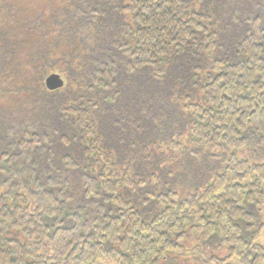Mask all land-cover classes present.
Segmentation results:
<instances>
[{"label":"trees","instance_id":"obj_1","mask_svg":"<svg viewBox=\"0 0 264 264\" xmlns=\"http://www.w3.org/2000/svg\"><path fill=\"white\" fill-rule=\"evenodd\" d=\"M169 77L184 83L152 90ZM163 125L186 144L169 140L171 187L149 193L137 174L155 177L140 160ZM126 126L143 135L117 149L109 130ZM248 147L264 156V0H0V264H179L187 240L201 264H261Z\"/></svg>","mask_w":264,"mask_h":264},{"label":"rangeland","instance_id":"obj_2","mask_svg":"<svg viewBox=\"0 0 264 264\" xmlns=\"http://www.w3.org/2000/svg\"><path fill=\"white\" fill-rule=\"evenodd\" d=\"M209 4H211V2H209ZM230 39H231V34H228L227 37H226V43H227V47L228 48L231 47V44H230L231 40ZM161 69L163 70V68H161ZM178 78L179 79H183L181 77V75H180V76H178L175 79V81H177ZM138 80L141 81V86H143V87L145 86L146 87L145 84L147 82L144 83L145 82L144 79H140L139 78ZM138 80L134 79V84H136V83L139 84ZM168 81L173 82V78L169 77ZM168 81L166 79L165 83H160V84L154 82L155 87L152 90L153 91H163L164 92V91H167V88H170V90L174 91L175 88H176L175 86L184 83L183 80H182V83L178 82L179 84L174 81L172 83V86L170 87ZM134 84H132V86ZM183 89H184V86H180V90L177 89V92H180L179 94H181L182 93L181 90H183ZM152 90H150V91L152 92ZM190 92H191V90H190ZM131 93L135 94V92L132 90L130 92H126V95H129ZM169 93H171V91ZM175 94L176 93L174 92L171 96H169L166 99V103H169L170 101H172V99H173ZM139 96L146 98V94H143V93L140 94ZM148 96L149 95H147V97ZM192 100H195V99L193 98ZM108 101H109V99H108ZM153 101L155 102V99H153ZM172 104H173L172 105L173 107L178 108V109H181L183 107V104H180V103H173L172 102ZM170 111L173 113V110H170ZM121 112L123 114L125 112V109L122 108ZM179 119L181 120V118H179ZM161 127H163V130H161V133L159 132V134L157 136H155V138L158 139L159 149L156 150V152L154 150H151V154L157 156V159L155 158V156L154 157L152 156L154 163L151 160H146V159L140 160V164H142L143 166H145L147 168H150V167L153 166L152 167V171H153V173L155 175V177H154L155 179L152 176H150V174H147V173L146 174L145 173L144 174H137L138 176H140L142 178V181H143V184L141 185V189H144L145 191H147L149 193L150 192L158 193L160 190L162 191L163 188L171 187V185L168 184V182L166 183V179H165V177L167 176L166 170H168V169H170L171 171L175 170L176 164L180 163V161L178 160V159H180V156L176 155L177 150L174 149L173 145L171 143L168 144L169 140H173L175 143L180 141L182 147H183V145L186 144L185 140L184 139H180V137H178V135L175 133V131L169 133V132H167L164 129L165 125H163ZM126 128L127 129L118 128L117 132H115V129H116L115 127L112 128L111 130H109V132L111 134H114L113 136H110V141L113 143V146H115L117 149H118V147H119V149H121V148H123L125 146L127 148V144H128L127 143V139L128 138H130V137H132L134 135H138V136H142L143 135L141 133H136L133 130L128 129L129 128L128 126H126ZM178 128L181 129V127H179V126H178ZM164 131H165V133H163ZM72 132H73L72 133V136H73L75 134V131H72ZM71 138L73 139V137H71ZM165 138L167 139V141H161V139H165ZM71 143H73V141H71ZM151 143H152V139L149 140L145 145L147 147H150ZM58 144H59V146L56 148V150H60L61 152L63 151L65 154L68 153L69 158L70 159L72 158L73 164L75 163L74 161H76V162L79 161L80 158H78V156H77L78 153L75 152L76 149H74L72 147H68V144H67V141H66L65 138L63 140H61L60 143L58 142ZM66 145H67L68 149H67V147H65ZM130 148H132V146ZM130 148H129L130 151L127 152V150H126L125 154H127V155L130 154V155L133 156V155H136L137 150L140 152L139 148H135V149H130ZM152 148H153V144L151 146V149ZM178 148H180V147L178 146ZM185 152L186 151H184V153ZM145 153L146 152L144 151V154ZM235 155L237 157H240V158H245V159H247L249 161H254V162H262V161H264V156H259L257 154V150H255L252 147H248V148H244V149H241L239 151H236ZM82 162H83L82 163V169H83L84 172H87V169H88L87 162L84 159H82ZM221 162L222 161H219V163H221ZM205 164H206V162L204 160L200 159L199 165H205ZM63 165H65V163L64 164L60 163V166H63ZM67 167L68 166L65 165V168H67ZM197 174H198V172H197ZM82 175L83 174H75L74 176L77 178L78 182H80ZM170 176H168L169 180H170ZM169 180H167V181H169ZM164 183H165V185H164ZM174 185H172V187H176ZM1 191L2 190H0V192ZM142 192H144V191H142ZM142 192H141V196H142ZM79 194H81V193H79ZM80 197H81L80 195H77V197H76L77 200ZM130 197L132 199H134V200L136 198V196H130ZM136 205L141 206V208L143 207V205L138 200L136 201ZM260 220L263 222V225H264V204H263V207H262V210H261V213H260ZM258 243L264 246V227H263V230H262V232H261V234H260V236L258 238ZM194 245H195V243H192V240H187L185 242V246H186L185 253L182 254V255H177V257L179 259L178 260L179 264H201L202 257L200 256V254L198 252H196V250L194 248ZM204 249H205V247H204ZM225 252H226L225 248H223L222 250H215V253L217 255H224ZM93 264H112V262L110 260H108V259L97 258L96 262L93 263ZM229 264H240V262H239V260L236 257H231L230 260H229ZM261 264H264V261L261 262Z\"/></svg>","mask_w":264,"mask_h":264},{"label":"water","instance_id":"obj_3","mask_svg":"<svg viewBox=\"0 0 264 264\" xmlns=\"http://www.w3.org/2000/svg\"><path fill=\"white\" fill-rule=\"evenodd\" d=\"M44 84L48 90H55L63 86L64 80L59 73L52 72L45 77Z\"/></svg>","mask_w":264,"mask_h":264}]
</instances>
